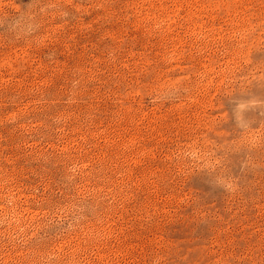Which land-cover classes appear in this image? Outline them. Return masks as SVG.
Wrapping results in <instances>:
<instances>
[{
	"label": "rangeland",
	"instance_id": "obj_1",
	"mask_svg": "<svg viewBox=\"0 0 264 264\" xmlns=\"http://www.w3.org/2000/svg\"><path fill=\"white\" fill-rule=\"evenodd\" d=\"M0 264H264V0H0Z\"/></svg>",
	"mask_w": 264,
	"mask_h": 264
}]
</instances>
